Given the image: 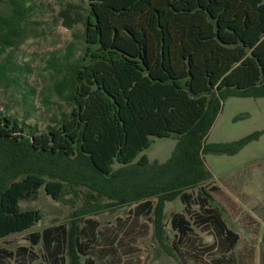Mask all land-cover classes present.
<instances>
[{
    "label": "trees",
    "instance_id": "1",
    "mask_svg": "<svg viewBox=\"0 0 264 264\" xmlns=\"http://www.w3.org/2000/svg\"><path fill=\"white\" fill-rule=\"evenodd\" d=\"M29 10L25 0H0V93L22 89L25 107L22 119L0 108V238L29 231L30 242L0 249V264L36 257L31 247L39 243L43 264H98L88 245L97 237L94 219H85L72 253L65 224L30 231L41 213L20 202L41 187L52 199L85 188L83 213L132 204L136 217L153 212L157 236L166 202L179 198L187 211L196 202L193 223L208 225L231 250L239 236L209 206L201 154L234 151L203 145L224 99L264 96V0L66 2L59 16L67 28L82 24V47L75 56L71 43L49 60L51 79L39 99L47 111L55 102L64 108L43 129L26 122L35 89H23L28 68L12 60ZM169 136L177 139L173 153L149 162L143 151L151 138ZM196 186L193 198L187 190ZM253 209L264 215L263 205ZM170 225L177 242L193 232L179 212Z\"/></svg>",
    "mask_w": 264,
    "mask_h": 264
},
{
    "label": "rangeland",
    "instance_id": "2",
    "mask_svg": "<svg viewBox=\"0 0 264 264\" xmlns=\"http://www.w3.org/2000/svg\"><path fill=\"white\" fill-rule=\"evenodd\" d=\"M69 1L81 3V0H25L30 8L27 35L12 56L16 64L28 68L21 77V84L23 89H35V93L30 96L34 108L27 113L26 122L37 121L40 129L48 123L52 112L64 108L62 103L55 102L47 111L39 99L41 90L51 79L49 60L61 57L71 43L75 56L82 47V24L77 22L67 28L59 16V10ZM21 91L11 87L0 93L2 111L20 119L25 115ZM151 139L143 153L149 162H164L174 151L176 137ZM203 145L209 149H234L231 153L205 151L201 154L202 170L206 175L201 188L210 195L209 206L218 209L227 227L239 236L231 250L225 242L214 240L208 225L193 223L191 212L200 210L196 202H192L188 211L179 198L166 202L160 216V236H157L152 222L154 213L136 217L132 213L134 204L83 213V187H78L77 193L65 190L59 199H52L41 187L36 198L22 200V208L38 209L41 213L30 231L65 224L69 231L67 252L72 253L75 237L85 219H94L97 237L88 245L90 256L98 264H264V215L253 209L255 205L264 206V96L235 95L224 99ZM198 187L188 189L187 193L197 197ZM175 212L189 218L193 227V232L182 242L176 241L170 225ZM28 232L0 238V249L14 252L20 246L28 247ZM31 248L36 257L23 259L17 255L7 258V264H43L41 243Z\"/></svg>",
    "mask_w": 264,
    "mask_h": 264
}]
</instances>
